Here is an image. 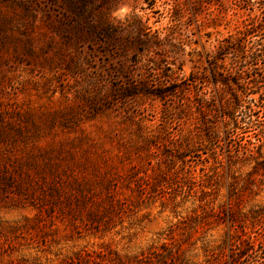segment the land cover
<instances>
[{
	"label": "rangeland",
	"instance_id": "374dc122",
	"mask_svg": "<svg viewBox=\"0 0 264 264\" xmlns=\"http://www.w3.org/2000/svg\"><path fill=\"white\" fill-rule=\"evenodd\" d=\"M0 174V264H264V0H0Z\"/></svg>",
	"mask_w": 264,
	"mask_h": 264
},
{
	"label": "trees",
	"instance_id": "16d2710c",
	"mask_svg": "<svg viewBox=\"0 0 264 264\" xmlns=\"http://www.w3.org/2000/svg\"><path fill=\"white\" fill-rule=\"evenodd\" d=\"M250 32L249 31H246L244 33V37L241 38L243 39V41L245 40V35L246 34H249ZM241 41L239 43V45L243 48L242 50V54H241V57L243 60H241V66L244 67L249 64V65H252V66H255L256 65V62H257V57H258V50H250V49H245L246 45H245V42ZM252 48V47H251ZM247 60V61H246ZM256 67H254L255 69ZM241 69V68H239ZM242 72H244V70H242ZM246 72V70H245ZM213 74L214 76L216 75V78L214 79V84L216 85H223V86H230V80L232 79V82L236 85H238L239 82V79L242 78L241 74H239V72L237 73V75L239 76V78H221L219 77L218 75V70H216L215 68H213ZM198 82V78L194 77L192 80H191V86H195ZM175 92V91H174ZM4 181L6 180V178L0 174V182L1 181ZM2 181V182H3ZM90 217H95L94 214H90ZM246 241L248 244L250 245H254L255 243V238H252L251 236H247L246 238ZM238 241V240H237ZM243 246L242 244V240H239L237 242V244L235 245V248H233V252H234V255L238 256L239 254H241V247ZM249 247H246V249H248ZM253 250V248H250ZM105 250H100V251H97V252H85L84 254L82 255H78L74 258V260L72 259L68 264H142L141 262H146V263H150V264H157L159 261H162L163 258L165 256H163V254L159 255L160 253L162 252H158L156 254H153V253H150L146 256H144V260H141V259H136V256H133V257H129L127 255H124L123 257H120V255L118 254H115V252H112V254H110L109 252H103ZM163 252H165V255H168L170 253V248L169 249H166V250H163ZM141 261V262H140ZM8 264H13V260H10V262Z\"/></svg>",
	"mask_w": 264,
	"mask_h": 264
}]
</instances>
